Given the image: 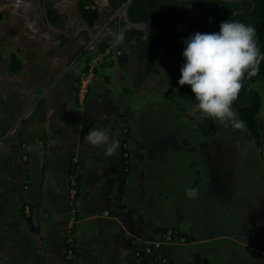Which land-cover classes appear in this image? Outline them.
<instances>
[{
    "label": "crops",
    "instance_id": "obj_1",
    "mask_svg": "<svg viewBox=\"0 0 264 264\" xmlns=\"http://www.w3.org/2000/svg\"><path fill=\"white\" fill-rule=\"evenodd\" d=\"M81 2L0 0V264H52L56 260L69 264V234H75L78 258L74 264H192L196 254L202 256L203 264H264V176L260 183L261 173L259 180L250 173L252 179L238 187L230 179L233 168L227 165L230 149L223 139L228 131L218 121L213 139L198 133L200 113L195 100L185 94V86H175L171 80L162 85L157 81L160 89L152 88L153 78L169 80L157 61V74L149 72L151 59L167 51L137 54L121 37L114 38L116 31L110 26L122 21L117 14L122 1L91 0L99 16L103 13V29L98 18L93 26L86 22L80 14ZM104 38L115 40L123 56L97 73L86 103L81 104V70L103 44L108 45ZM132 45L135 48L138 43ZM159 112L179 117L177 125L169 130L161 125L152 131L143 128V119ZM92 128L105 129L109 135L112 129L119 130L122 146L116 180L121 175V186L136 183L134 192L144 202L141 206L132 200L130 204L119 191L111 196L116 208L86 213L82 198L87 159L97 161L100 168L105 165L99 154L108 162L102 150L105 146L94 147L85 140ZM55 149L65 152L62 166L56 163ZM71 162L82 167L76 199L75 192L71 191V197L69 192ZM107 178L96 173L93 197L100 200L106 189L116 188L118 182L107 183ZM59 182L65 185L64 233L54 226L58 213L51 205L58 199ZM193 189L196 195L189 196ZM70 200L77 206L74 219L70 218ZM28 217L37 223L38 233L30 228ZM170 231L179 238L186 239L180 237L185 234L191 241L164 243L150 255L144 252L146 245L163 243ZM221 239L228 242L216 244L213 258L198 250ZM89 249H93L91 254Z\"/></svg>",
    "mask_w": 264,
    "mask_h": 264
},
{
    "label": "rangeland",
    "instance_id": "obj_2",
    "mask_svg": "<svg viewBox=\"0 0 264 264\" xmlns=\"http://www.w3.org/2000/svg\"><path fill=\"white\" fill-rule=\"evenodd\" d=\"M197 18V15L195 16L194 19ZM117 24V23H116ZM189 30L191 31V29H180L178 33H176V35L174 36H170L171 40H175L179 43V49H177L174 52H167V53H163V55H158L156 54V61L159 64V66L162 69V73L166 76H164L165 79H169V80H163L162 79H157V78H153L151 79V83L153 85V89H155L156 84H158L157 81H159V85H162L160 82H162L163 84H168V82L172 83L171 80L176 83L175 86L178 85V80L180 79V69L184 64V60L182 57V53L184 50V43L183 41L186 40L189 36H188V32ZM183 35V36H181ZM91 55V52H89L87 54V56ZM86 56V57H87ZM172 86V85H171ZM150 87V86H149ZM157 90L160 89L156 86ZM163 88V87H162ZM256 92H258L260 94V96L262 97V110L260 111L259 115H258V120H259V124H260V131L262 134V139H263V145L261 148H259L256 144V142L254 141V139L252 138V136L250 135V133L245 129H235L230 123L225 122V123H221L218 122V126L221 128H224L223 130L228 131L226 137L224 138V136L222 137L223 141H225L226 147L227 149V154L231 160H229V164L231 168H233L232 171L229 170L230 176L232 178L231 181H233L234 183L238 184V187H240L239 184H244L245 181H248V179H252L250 173H253L255 176V180H259L257 178V175L261 173V180L260 183H262L263 180V176H264V81H259L256 82L253 87H252ZM181 92V91H180ZM179 92V93H180ZM160 94V93H159ZM157 95L158 97V102L160 100V95ZM185 94L190 97L191 101L194 100V98L192 97L191 91H190V87L185 85ZM178 101H182V98H177ZM150 107V106H149ZM147 108L148 110H151L150 108ZM234 110L238 113V110L236 107H233ZM154 111V110H153ZM164 113L161 114L160 112L157 113L156 115L151 116L149 119L148 118H144V123H143V128L147 127L149 131H152L151 128H154L155 126H162L164 129H173L174 123L176 124V122H178L179 117H164ZM239 115V114H238ZM139 126L141 128V120L138 122ZM177 125V124H176ZM192 127H194V125L192 124ZM116 129V128H115ZM112 131L110 133V137L111 136H115L119 141H120V145L119 148L117 149L116 153H114L113 155L109 156L106 155L105 153V149H102L104 152V156L106 158V160L108 162H105L102 154H99L98 159L102 161V163L105 165L103 168L97 167L96 163L97 161H90L89 159H87V170L85 173V181H84V188H85V193H84V197L82 198V206L86 208V213L91 211V214L93 213H102V211L106 210V209H114L115 207V203L113 202V200H111V196L116 195L117 193H119V191H123V195L125 194L127 196V201H130V204H134V202H136V204H138L139 206H141V204H144V202H141L140 199H138V195L134 192V189H136V186H134L136 183L133 182L132 184L127 185L126 182L124 183V186L122 184V182L124 181V178L122 179V176L120 175V179L119 182L118 180H116V177H118V173L120 172V164L117 162V157H118V150L121 149L122 146V140H120V136L118 134L119 130H115ZM235 129V130H234ZM148 131V132H149ZM198 133L201 131L198 129L197 130ZM196 131V133H197ZM117 132V133H116ZM201 135L203 136V134L201 133ZM220 135V133H219ZM221 138V136H220ZM237 138V139H236ZM196 142V140L192 141V143ZM139 143V139L136 137V146ZM194 147V146H192ZM225 148V147H222ZM92 150V149H91ZM95 151H97V149H94ZM56 151V155H57V161L56 163H59V166H62V163L64 164V157H65V152L63 149H55ZM93 152V150H92ZM94 154V152H93ZM227 156V155H226ZM115 158L116 163L113 162V159ZM94 159H97L96 156H94ZM107 164H111V167H108ZM102 172L104 174V176L108 177L107 178V183H109L110 181H117L118 183L116 184V188L111 187V190L108 191L106 189V191L104 192L105 194H102L101 199L99 200L97 197H93V193H91V191L94 189L95 187V175L96 173ZM263 177V178H262ZM259 183V182H258ZM60 184L59 188H58V192H57V196L58 199L55 202L54 200L51 202L52 207H54V211L56 210L58 213V218L56 217L55 222H54V226L57 229V231H61V233H64V228L66 225V199H65V185L62 183H58ZM177 184V183H175ZM169 185L168 183H166L164 185L167 186ZM174 185V184H173ZM260 185V184H259ZM166 190H168L166 188ZM70 192V197L73 196V194ZM110 194V196H106L107 194ZM110 198V199H108ZM134 202H132V201ZM70 218L74 219L76 218L77 215V206L75 204L74 200H70ZM62 205V206H61ZM117 206V205H116ZM120 206V205H118ZM121 207V206H120ZM123 207V206H122ZM116 208V207H115ZM28 213L30 214V209H27ZM75 212V213H73ZM59 218H61L59 220ZM71 230V229H70ZM22 235V234H21ZM55 236V235H54ZM24 237V232H23V236ZM75 234H69V241L70 243L68 244V250H67V254H66V260L68 261L69 264H74L76 259L78 258V253H77V248H76V244H75ZM223 240V241H221ZM218 242L215 243H209V244H205L202 246L198 247V250H201V252H203V250H205L206 252L203 253V255L208 254L207 257L209 258H213L217 252H216V247L218 245L216 244H223L228 242L225 239H221ZM55 244V242H54ZM196 247H190L189 249H194L195 250ZM93 249H89V253H92ZM87 252V250L85 249L84 254ZM58 256V255H57ZM56 256V259L58 258ZM13 264H16V262H14ZM52 264H58V261H54Z\"/></svg>",
    "mask_w": 264,
    "mask_h": 264
},
{
    "label": "clouds",
    "instance_id": "obj_3",
    "mask_svg": "<svg viewBox=\"0 0 264 264\" xmlns=\"http://www.w3.org/2000/svg\"><path fill=\"white\" fill-rule=\"evenodd\" d=\"M183 43L184 64L177 83L190 87L200 119L228 122L235 129L244 128V121L239 119L233 104L243 80L255 76L264 61L255 27L226 19L218 32H196ZM85 140L94 147L105 146L109 156L116 153L120 145L105 129H90Z\"/></svg>",
    "mask_w": 264,
    "mask_h": 264
},
{
    "label": "trees",
    "instance_id": "obj_4",
    "mask_svg": "<svg viewBox=\"0 0 264 264\" xmlns=\"http://www.w3.org/2000/svg\"><path fill=\"white\" fill-rule=\"evenodd\" d=\"M127 0H122V3H125ZM142 0H136L132 9L137 6L138 2ZM150 4H148L149 12L155 11V3L157 0H144ZM160 0H158L159 3ZM171 2V6L168 9V12L171 15L176 14V18L184 19L185 10L191 4H199L202 7V14L205 19H198L197 26L203 24L204 29L208 24L214 25L213 32L219 31V26L221 22L226 19H230L239 11H248L244 14H240L235 17L234 21L243 22L245 24H250L255 27L258 38V46L262 53H264V0H252L255 4V9H253V5L248 1H243L239 4H228L219 0H190L188 2H177L174 0H168ZM86 0H82L80 4V14L86 20V22L93 26L95 20L99 17L98 9L90 10L86 9ZM121 7V5H119ZM130 18L132 16L130 14ZM211 20V23L209 22ZM138 21H147V17L143 16ZM108 45L103 44L99 51H103ZM150 53L151 49H155L158 52H174L179 48V43L175 40H171L170 36L164 33H158L157 31H153L148 38V42L146 44ZM127 60L125 59V62ZM149 72L153 74L156 73V60L154 58L151 59ZM264 81V61H261L259 65L258 73L251 77L245 78L243 80V86L241 94H238V98L233 104V107H236L239 114V119L244 121L245 129L251 134L252 138L256 142L259 148L263 145L262 134L260 131V126L258 122V115L262 110V97L258 92H256L252 87L256 82ZM172 100L176 101V97L174 95H170ZM197 122L199 123V130L203 134L204 137L208 139H213L217 132L216 123L217 120L213 119H200V114L197 117ZM203 146H206L203 144ZM127 148H124V154H126ZM124 161L126 159L124 158ZM82 182V167L78 164L71 162L69 169V183L70 190L75 192V199L79 197V190ZM28 224L34 233H38V229L36 228L37 223H34L31 217L27 218ZM180 237H185L188 242L191 241L189 237L185 234H180ZM69 247V246H68ZM194 261L192 264H203L202 256L199 254L194 255Z\"/></svg>",
    "mask_w": 264,
    "mask_h": 264
},
{
    "label": "flooded vegetation",
    "instance_id": "obj_5",
    "mask_svg": "<svg viewBox=\"0 0 264 264\" xmlns=\"http://www.w3.org/2000/svg\"><path fill=\"white\" fill-rule=\"evenodd\" d=\"M122 1V0H120ZM128 1V0H127ZM126 1V2H127ZM136 1V0H135ZM134 1V3H135ZM175 1V0H174ZM125 2V3H126ZM133 3V4H134ZM168 0H160L158 3V0L156 1L154 7L155 11L149 12V7H148V2L142 0L141 2H138L137 6H135L132 11L130 12L129 10V16L131 14L132 19L130 18V21L132 23V26H129L127 22L124 20L116 23H113L110 27L113 28L112 31H116L115 34V39L121 37L122 41L132 50L133 53L137 54H143L144 55L149 51L148 47L146 46L148 42L149 35L153 31H157L158 33H164L167 34L168 36H174L176 33L179 32L180 29H191L188 32V36L190 37L191 35L195 34L196 32H201V33H211L214 30V25L213 24H208L206 26V29H204L203 24L197 26V21L198 19H205V17L202 14V7L199 4H191L190 6L187 7L185 10L184 14V19H179L174 16L176 14L171 15L168 12L169 7L171 6ZM124 4V3H122ZM132 4V6H133ZM131 6V7H132ZM130 7V9H131ZM103 13L101 16L98 17L97 20H99L98 25L102 27L105 25L103 24V19L101 20ZM197 15V18L195 16ZM146 16L147 21H138L140 20L141 17ZM109 27V28H110ZM108 30V29H107ZM183 36V35H181ZM113 38V40H114ZM106 42L109 41L110 39H105ZM115 42V40H114ZM114 42H111L114 44ZM133 43H138V45L134 48ZM103 44V43H101ZM242 88L239 92L241 94Z\"/></svg>",
    "mask_w": 264,
    "mask_h": 264
},
{
    "label": "built area",
    "instance_id": "obj_6",
    "mask_svg": "<svg viewBox=\"0 0 264 264\" xmlns=\"http://www.w3.org/2000/svg\"><path fill=\"white\" fill-rule=\"evenodd\" d=\"M91 0L87 1L86 9L96 10V6L90 3ZM123 56V51L116 48L114 44L110 43L103 51H98L92 57H90L81 70L79 76V86H78V100L81 104L86 103L88 95L90 93V88L93 81L97 77V73L102 72L104 68H109L116 64L118 60ZM164 243L169 245H183L187 241L184 238H179L177 233L170 231L165 237L163 243H155L153 245H146L144 252L148 255L152 254L153 250H158ZM137 256L140 253L137 252Z\"/></svg>",
    "mask_w": 264,
    "mask_h": 264
},
{
    "label": "water",
    "instance_id": "obj_7",
    "mask_svg": "<svg viewBox=\"0 0 264 264\" xmlns=\"http://www.w3.org/2000/svg\"><path fill=\"white\" fill-rule=\"evenodd\" d=\"M134 1L135 0H128L126 3L122 4L120 9L118 10V13H117L118 15L121 16V20H124L125 22H127L129 24V26H132V23L130 21V16H129V10H130V7L132 6V4L134 3ZM175 1H177V2H188L190 0H175ZM219 1H222V2L228 3V4H239V3L243 2V1H248V2H250L253 5V9L252 10H254L255 7H256L252 0H219ZM246 12H248V11H239L233 17H231L229 20H234L236 16H238L240 14H244ZM108 28H109V26L105 27V29L102 30V32L106 31ZM106 43L110 44L111 42L109 43V41H108ZM97 44L98 43H96V42L94 43V45H97ZM12 131H13V129L10 131V133ZM196 193H197V191L195 189L188 191V195L189 196H195Z\"/></svg>",
    "mask_w": 264,
    "mask_h": 264
}]
</instances>
